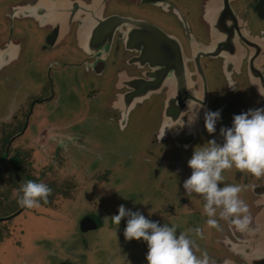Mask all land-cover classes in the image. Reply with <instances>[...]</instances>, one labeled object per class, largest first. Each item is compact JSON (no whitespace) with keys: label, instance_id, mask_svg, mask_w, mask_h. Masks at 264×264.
Returning a JSON list of instances; mask_svg holds the SVG:
<instances>
[{"label":"flooded vegetation","instance_id":"1","mask_svg":"<svg viewBox=\"0 0 264 264\" xmlns=\"http://www.w3.org/2000/svg\"><path fill=\"white\" fill-rule=\"evenodd\" d=\"M82 1L94 5L72 18L73 6L62 0L0 3V82L7 70L29 65L24 61L32 49L42 58L29 72L31 80H13L16 94L6 100L11 111L0 117V174L11 179L1 192L3 210H12L0 216V224L16 215L45 218L61 233L54 238L60 247L52 264H70L74 248L63 243L70 235L67 220L55 212L71 202L78 208L76 238L87 245L74 264H91L97 235L89 232L117 226L110 217L123 204L159 223H175L195 240L197 256L207 252L210 264H264V175L235 168L221 173L223 184L241 185L238 195L250 217L243 231L220 218L218 228H209L203 200L185 195L181 186L194 146L210 137L219 142V128L230 126L233 114L264 108V0H103L100 17L94 7L99 0ZM141 21L161 29L155 43ZM150 41L160 46L159 54L144 50ZM179 49L182 90L172 92L180 73L174 65L160 67L158 58ZM203 73L206 96L196 83L202 84ZM15 88L26 92L21 100ZM216 109L217 132L209 134L203 113ZM135 171L136 179L124 185L121 173L129 180ZM48 173L74 178L52 180L44 177ZM29 179L51 189L47 202L33 208L17 203L19 186ZM197 226L199 238L187 231ZM133 248L147 251L142 240H125L124 250L109 252L113 264H130L127 252Z\"/></svg>","mask_w":264,"mask_h":264},{"label":"clouds","instance_id":"2","mask_svg":"<svg viewBox=\"0 0 264 264\" xmlns=\"http://www.w3.org/2000/svg\"><path fill=\"white\" fill-rule=\"evenodd\" d=\"M219 119V109L205 110L203 127L207 133L217 132ZM217 134L221 137L219 142L210 137L206 144L193 147L186 161L191 171L181 186L185 195L198 194L203 200L202 214L209 228H218L217 218H220L227 220L237 231H243L250 217L248 205L238 195L242 190L241 185L223 184L221 173L225 169L235 168L257 178L264 175V108H248L233 114L230 126L221 125ZM50 192L51 189L43 182L25 180L19 186L17 203L33 208L41 201L47 202ZM122 217L126 218L123 238L126 241L139 239L146 243L147 264H210L207 252L201 251L197 256L195 240L184 231H177L175 223H159L146 218L138 209L133 211L120 204L110 217L111 223L118 226ZM187 231L197 238L202 236L198 226Z\"/></svg>","mask_w":264,"mask_h":264},{"label":"rangeland","instance_id":"3","mask_svg":"<svg viewBox=\"0 0 264 264\" xmlns=\"http://www.w3.org/2000/svg\"><path fill=\"white\" fill-rule=\"evenodd\" d=\"M8 1L14 0H0V3ZM37 51L35 48L27 53L24 62L29 65L25 69L13 67L5 72L3 77L5 78V80L0 82V102L2 101L3 103L0 104V117H2L3 115H7L10 110V107H7L6 100L12 98L15 93L13 92V80L16 78L20 80H27L29 78V80H31L29 72L35 71L37 64L41 62L40 60L42 59L41 57H39V53H37ZM42 53L43 51H40V54ZM32 58H34L36 62H32ZM15 91H18L17 96L20 97V100L26 94V92H22V88H15ZM138 112L139 115H141L142 113H144V110ZM93 147L96 151H100L101 149L96 148V144H93ZM131 167L136 169L135 164H133ZM123 173L124 172H122L121 174L124 180V185L127 184V182L132 181V179L133 181L136 179V171L134 172L133 177H129V180L127 176H125V174ZM67 176L69 178L72 177L67 175V173L61 176H58L55 173H48L44 177L52 180H63L67 178ZM9 182H11V179L7 177L6 174H0V216H5L6 214H8L7 212L12 211L10 209L3 210L6 201L2 200L3 193H1L2 190L6 191V188L10 187ZM16 190L17 188H14V190L12 191L14 192ZM77 195L78 193L74 194V198L72 199L73 201ZM121 195L123 198L125 197L124 193H122ZM70 205H72L71 202L66 203L64 207L61 208V210L64 209L61 213H55L56 215L63 217L64 220H67L66 227L70 235L67 237V239H64L63 243L67 244L66 247L68 248H74V254L66 259V261L70 264H74L79 259L80 252L84 250L87 245H85L81 240H78L76 238L77 230L74 227L75 222L73 216L77 214L78 208L77 206L69 207ZM68 207L72 208L71 218H69L70 213ZM49 215L51 217L55 216L53 212H50ZM16 216L13 219H9L0 224V237L2 238V240H0V264H52L55 262L57 263L58 259L56 249L59 248L60 245L56 244L54 238L59 239L61 237V233L58 231V229L51 228L53 226V223L48 222L45 218L42 217L37 220H30V216L26 214L21 217ZM122 222H124V220L120 221L119 226L124 228ZM118 228V226H113V229H101L98 232H89L90 236H94L95 234L97 235V237H94V248L92 249V254L90 258L91 264H108V262L109 264H113L115 260L113 256L110 258L109 252L114 253V251H116V249L118 248H120L121 251L125 249V239H120V243L116 240L117 236L119 235ZM114 245H116L115 248L113 247ZM127 255L130 264H147L145 260V254L142 255L139 252L138 248L131 249V251L127 252Z\"/></svg>","mask_w":264,"mask_h":264},{"label":"water","instance_id":"4","mask_svg":"<svg viewBox=\"0 0 264 264\" xmlns=\"http://www.w3.org/2000/svg\"><path fill=\"white\" fill-rule=\"evenodd\" d=\"M63 2H67L70 6H73V10L70 12V14L72 13V12H74L72 15H69V18H72V16L73 15H76V13L78 14L79 13V11H81V10H83V9H87L88 7H91L92 5H94V2L93 3H91V2H89V3H86L85 1H82V0H62ZM59 2V1H58ZM91 3V4H90ZM104 2H103V0H99V1H97L96 3H95V9H97L96 11H95V14L96 15H99V17L102 15V10H103V6H104V4H103ZM38 4H42V0H38ZM38 4H36V6L38 5ZM30 6H25V7H21V8H23V9H25L24 11L25 12H27V11H29V8ZM21 8H19V9H21ZM94 9V10H95ZM70 11V10H69ZM138 22V21H137ZM139 25H141L142 24V27L144 28V29H147V31H149L151 34H154V37H153V42L155 43L156 42V40H158V36L160 35V33H161V29L159 28V27H157L155 24H152V23H149V22H145V21H141V23L139 22L138 23ZM143 29V30H144ZM142 30V31H143ZM163 35L164 36H166V34H164L163 33ZM140 41L142 42V38L140 39ZM161 41H166V39L165 40H161ZM179 47V46H178ZM144 48V50H147V52L148 53H151V54H156V53H158L159 54V52H160V46H156V45H153V43L150 41L148 44H147V46H144L143 47ZM162 49L163 50H165L166 49V47H162ZM173 50H171V51H168V52H165L164 51V53H163V55L162 56H160L159 58H158V60L160 61V62H162V63H159L158 62V65L161 67H166V65L165 64H168V66H172V68H173V65L175 66V69H178V71H179V73H180V75H178V82H179V85L177 86L176 85V80H175V77H174V83H175V85H176V87H174L173 89H172V92H177V90L179 89V90H182V85H181V83H182V79H183V72H182V64H181V60H180V57L182 56V54H181V52H180V49L178 50V54H177V52H176V54L175 53H171ZM177 58H179V59H177ZM164 59H165V61H164ZM178 60V61H177ZM164 61V62H163ZM172 70V69H171ZM152 81H153V90H151L150 92H155L156 90V88H155V84H154V80L152 79ZM147 84L149 83V82H151V81H149V80H146L145 81ZM196 83L198 84V89H203V92H205V96L207 95V92H208V86H207V83H206V80H205V77H204V73H203V82H202V84H200V83H198V80L196 81Z\"/></svg>","mask_w":264,"mask_h":264}]
</instances>
